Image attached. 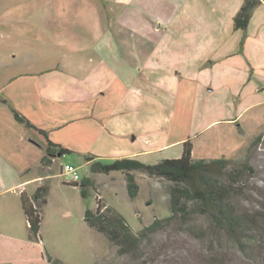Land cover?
<instances>
[{
    "label": "rangeland",
    "instance_id": "1",
    "mask_svg": "<svg viewBox=\"0 0 264 264\" xmlns=\"http://www.w3.org/2000/svg\"><path fill=\"white\" fill-rule=\"evenodd\" d=\"M198 2L0 0V52L11 56L8 59L10 62L15 52L18 55L27 52L29 60L26 61L31 62L34 68L60 66L75 70L73 65L76 67L79 64L90 69L106 63L114 73L106 74L100 70L97 74L99 80L102 83L114 81L115 77L122 80L127 87L124 91H132L130 100L139 104H135L136 111L144 119L143 123L150 126L157 124L163 133H167L165 138L174 141L172 146L162 152L135 157L145 163L157 162L165 157H178L182 150V140L179 139L183 137L190 139L194 158L225 157L237 167L247 162L253 168V173H247L237 193L230 196L235 212L247 218L246 227L239 236L243 246L214 223L209 215L194 211V204L190 202L187 213L181 214L142 244L139 256L117 255L104 235L87 224L85 209L95 208V198L99 194L107 205L126 219L133 231H139L151 223L154 217L169 216L170 183L162 178L149 177L143 171H135L138 191L131 199L120 171L91 173L85 160L86 156H92L102 163H109L115 157H121L122 146L116 149L120 153H116L108 152L107 149L102 152L99 146L97 150H85V146L81 145L80 149H70V153L55 157L52 167L44 173L47 176L39 181L14 185L18 179L13 176L4 179L9 173L3 172L0 181V231L17 240V258L26 260L32 257L35 264H52L46 261V254L60 260L62 264H264V104L254 103L252 95L244 100L245 92L252 90L250 87L239 88L241 85L234 81L223 83L220 80V84H217L212 80L206 70L210 62L219 59L218 56H210L209 52L201 68L195 60L192 61L185 49L188 43L206 45L210 39L192 25L190 32L193 29V34H186L183 22L186 10L189 12L188 19L195 17L199 7L194 5ZM146 19L156 21L155 25L160 23V29L146 33L143 24ZM157 47L164 53L170 50L165 55L168 56L165 58L167 60H164L170 69L162 68L161 75L166 80L170 79L169 86L172 87L169 90L164 87L155 90V98L158 100L157 94H160L161 102L154 106L147 94L132 88V83L142 65V60L139 65L135 64L137 52L143 50V61L147 62ZM113 53L124 54L125 60L132 61L129 66L125 62L127 71L121 70L120 62L114 59ZM163 59L164 56L161 61ZM66 62H70V65ZM187 64H191L195 71L201 70L199 79L194 72L191 73L192 67H186ZM57 84L58 93L65 97L67 91L61 83ZM98 91L107 95L109 90L103 88ZM111 94L119 95L120 89L110 91ZM240 95L244 103L238 100ZM111 106L114 111H122L121 115L125 116L122 104L111 100ZM153 108L157 120L149 114ZM234 117L238 122L229 123L227 119ZM101 120L97 118V132L101 126L105 127ZM212 121L215 122L208 125ZM130 123L133 126L137 124L134 120ZM63 128L57 132L59 137H64L63 134L73 127L67 125ZM89 129L91 132L93 126ZM260 132H263L260 142L249 146ZM65 135L67 138L63 139L70 138L68 133ZM245 141H248L247 144L240 148L238 144ZM233 147L237 148L236 152H232ZM32 148L29 160L35 159L39 152L37 148ZM18 160L16 158L14 162L21 166ZM68 164L76 168L78 183L84 177L93 179L95 187H87L85 198L81 197L77 186L64 183L72 181L70 174L64 170ZM40 185L46 189V202L40 212L41 250L37 241L31 240L32 245L28 243L27 221L19 201L21 190L26 189L32 195ZM40 255L44 257L42 260ZM23 263L18 261V264Z\"/></svg>",
    "mask_w": 264,
    "mask_h": 264
},
{
    "label": "crops",
    "instance_id": "2",
    "mask_svg": "<svg viewBox=\"0 0 264 264\" xmlns=\"http://www.w3.org/2000/svg\"><path fill=\"white\" fill-rule=\"evenodd\" d=\"M243 1L199 0L194 5L199 7L198 14L189 19V12L186 10V16L183 19L186 34L192 35L193 29L190 32V27L191 25L196 26L212 41L209 39L206 45L189 42L185 49L189 52L192 61L195 60L200 66L199 68L203 66L204 59L209 52L210 56H218L219 59L210 62L206 70L212 80L217 84H220V80L223 83L234 81L241 85L239 88L250 87L252 90L245 92V99L240 95L241 99L238 100L244 103V100L252 95L254 103L264 104V0L253 8L241 45L243 32L233 28V16ZM155 22L148 19L143 20L146 33L150 34L160 29V23L155 25ZM230 39L232 40L229 41ZM168 51L170 50L164 53L161 48L157 47L147 62L143 61L145 53L143 50H139L135 56L137 62L135 64L139 65L142 60V65L133 80L132 88L147 94L154 106L161 102L160 94H157L158 100L155 98V90L161 87L169 90L172 87L169 86L170 79L166 80V77L161 75L162 68L170 69L164 61L168 58L165 56ZM8 56L0 52V181L4 175L3 172L9 173L3 177L4 179L11 178V176L18 179L14 185H23L32 180L39 181L40 178L47 176L44 173L52 167L54 158L61 155L59 153L51 155L52 162L49 166L42 164L40 160L45 155V138L37 131L18 122L13 116V109L37 127L46 130L49 140L68 149H80V146L84 145L85 150L89 148L97 150L99 146L102 152L107 149L108 152L120 153L116 149L122 146L119 156L135 158L142 154L162 152L173 145L174 141H168L165 138L167 133H163L157 124L150 126L143 123L144 119L136 111V106L139 104L130 100L132 91H124L127 87L122 80L116 77L111 82L102 83L99 80L100 77L97 74L100 70L106 74L107 72L114 73L106 63L98 64L90 69H85L79 64L76 67L73 65L75 70L60 66L44 69V67H31V62L26 61L29 60L27 52H22L20 55L15 52L12 62L8 60L11 56ZM163 56L164 59L161 61ZM171 56L170 52L169 57ZM113 57L120 62L119 65L123 71L128 70L124 65L125 62H128V66L129 63L132 64L130 59L125 60L124 54L113 53ZM15 61L22 65H15ZM66 63L70 65V62ZM186 67H192V65L187 64ZM192 72L196 74L197 79L200 78L201 70L195 71L192 67ZM57 83H61L67 91L65 97L58 93ZM103 88L109 90L107 95L98 93V89ZM118 89H120L119 95H109L110 91ZM111 100L125 107V116L121 115L122 111L120 113L113 110ZM154 111L153 108L149 114L155 118ZM260 112L262 110L257 115ZM97 118H102L101 123L107 126V129L101 126L97 132ZM131 120L137 123L136 126L130 123ZM227 120L229 123L238 122L236 117ZM213 122L215 121L208 125ZM67 125L73 128L65 132L64 137H59L57 132ZM91 126L93 129L89 132ZM236 126L239 127V124ZM67 133L70 138L63 139L67 138L65 135ZM179 140L183 142L186 139L183 137ZM247 142L238 145L242 148ZM32 147L37 148L39 152L35 159L29 160L28 155L33 151ZM236 149L233 147L232 152H236ZM16 158H19L17 162L21 163V166L14 162ZM33 167L36 170L32 169ZM21 192L31 196L26 189L21 190L19 194ZM39 241H37V246L41 250ZM28 243L32 245L31 240ZM40 258L42 260L43 255H40ZM20 260L24 261L23 264H35L32 257L26 260L22 257L17 258V240L0 231V264H18Z\"/></svg>",
    "mask_w": 264,
    "mask_h": 264
},
{
    "label": "trees",
    "instance_id": "3",
    "mask_svg": "<svg viewBox=\"0 0 264 264\" xmlns=\"http://www.w3.org/2000/svg\"><path fill=\"white\" fill-rule=\"evenodd\" d=\"M260 2L261 0H244L233 16V28L243 32L240 40L241 45L252 10ZM12 112L18 122L37 131L45 138V155L40 160L42 164L49 166L53 154L70 153V149L49 140L46 130L37 127L14 109ZM262 134L263 132L257 134L249 146L259 143ZM85 160L89 163L91 173L120 171L125 179L128 197L131 199L137 195L138 191L133 171H143L149 177L162 178L170 183L169 216L154 217L151 223L144 225L139 231H133L126 219L107 205L102 197L95 200L96 206L93 210L85 209L84 219L87 224L104 235L108 245L115 250L117 255L139 256L142 244L149 241L157 232L165 229L181 214L187 213V205L190 202L194 204V211L209 215L214 223L225 229L240 246H243L239 236L246 227L247 218L245 219L235 212L230 202V196L237 193L243 177L247 173H253V168L247 162H243L237 167L225 157L194 158L190 139L182 142L181 154L178 157L163 158L153 163H145L133 157H119L109 163H102L92 156H86ZM64 183L77 186L83 198L87 196V187H95L89 177L82 178L79 183L78 181ZM45 193V187L40 185L31 196H27L23 192L19 194L30 240L39 241L40 212L41 206L46 202ZM45 259L48 263L62 264L60 260L53 259L48 254Z\"/></svg>",
    "mask_w": 264,
    "mask_h": 264
},
{
    "label": "built area",
    "instance_id": "4",
    "mask_svg": "<svg viewBox=\"0 0 264 264\" xmlns=\"http://www.w3.org/2000/svg\"><path fill=\"white\" fill-rule=\"evenodd\" d=\"M64 170L68 173V174H70V176L72 177V181H76V180H78V172H77V170H76V168L74 167V166H72V165H70V164H68V165H66L65 167H64ZM100 197V195L98 194L97 196H96V198H95V200L97 199V198H99ZM95 206H96V204H95Z\"/></svg>",
    "mask_w": 264,
    "mask_h": 264
}]
</instances>
